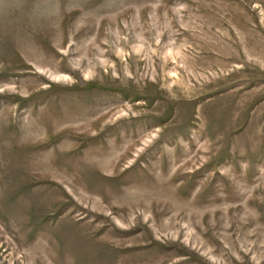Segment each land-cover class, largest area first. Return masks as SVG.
Wrapping results in <instances>:
<instances>
[{
	"label": "rangeland",
	"instance_id": "1",
	"mask_svg": "<svg viewBox=\"0 0 264 264\" xmlns=\"http://www.w3.org/2000/svg\"><path fill=\"white\" fill-rule=\"evenodd\" d=\"M0 264H264V0H0Z\"/></svg>",
	"mask_w": 264,
	"mask_h": 264
}]
</instances>
